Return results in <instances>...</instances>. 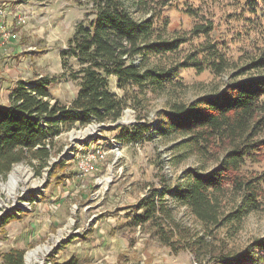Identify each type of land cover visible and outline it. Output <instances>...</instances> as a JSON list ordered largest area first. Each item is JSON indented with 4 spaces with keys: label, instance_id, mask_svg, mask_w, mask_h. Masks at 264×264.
<instances>
[{
    "label": "rangeland",
    "instance_id": "374dc122",
    "mask_svg": "<svg viewBox=\"0 0 264 264\" xmlns=\"http://www.w3.org/2000/svg\"><path fill=\"white\" fill-rule=\"evenodd\" d=\"M138 1L127 0L134 17L162 15L168 21L164 39H183L175 52L150 57L149 64L176 67L175 76L162 89L141 95V107L128 105L116 122L91 123L62 133L42 169L36 161L35 166L22 161L0 175V264L11 249L24 252L23 264L70 258L78 264H216L224 253L172 250L150 231L129 226L127 213L148 188L162 189L163 180L177 184L187 168L216 165L217 161L183 147L186 137L160 136L155 129L160 112L171 103L215 95L230 82L264 76V67H251L264 58V13L251 0H143L141 10ZM15 4L20 5L11 10L13 23L7 25L14 42L9 54L0 52V105L7 104L6 93L19 80L29 84L42 76L52 78L51 94L67 103L77 86L62 76L60 51L75 25L92 17V4L88 0H16ZM18 15H25L23 24L16 23ZM205 25H211L208 35H194L195 27ZM215 55L225 61L221 72L212 65ZM193 59L202 63V70L179 66ZM110 87L123 93L114 80ZM136 122L149 127L145 140L120 142L118 131ZM259 137L264 138V131ZM95 149L103 151L104 158L83 175L79 162ZM242 170L264 172V148L257 161L246 160ZM174 211L193 234L207 235L186 206L176 204ZM229 230L228 225L221 227L213 242L208 235L205 240L216 246L227 241L225 250L240 255L253 239L264 237V211L249 213L232 236Z\"/></svg>",
    "mask_w": 264,
    "mask_h": 264
},
{
    "label": "trees",
    "instance_id": "16d2710c",
    "mask_svg": "<svg viewBox=\"0 0 264 264\" xmlns=\"http://www.w3.org/2000/svg\"><path fill=\"white\" fill-rule=\"evenodd\" d=\"M251 1L264 13V0ZM88 2L92 17L75 25L60 51L62 76L76 83L75 96L67 103L60 101L51 94L52 78L42 76L29 84L19 80L7 93V104L0 105V175L22 161L32 166L36 161L42 169L62 133L91 123L116 122L128 105L141 107V95L162 89L175 76L176 67L149 64L151 56L175 52L183 41L164 39L166 17L153 13L137 19L127 0ZM145 4L140 0L137 6L141 10ZM210 30L211 25H205L193 32L208 35ZM215 58L214 70L221 72L225 61ZM201 64L193 59L179 66L202 70ZM251 67H264V58ZM111 80L121 95L111 89ZM263 97L264 76H258L230 82L215 95L171 103L167 111L162 110L155 128L160 136H184L183 147L217 163L210 169H185L173 186L163 180L162 189L148 188L127 213L128 225L150 231L172 250L188 249L196 255L224 252L216 264H264V237L253 239L240 255L225 250L227 241L211 245L219 228L228 225L232 236L249 213L264 211V172L242 170L246 160L257 161L264 148V138L259 137L264 131ZM148 131L145 123L136 122L122 127L116 137L122 143H139ZM176 204L190 210L211 242L205 240L207 235L193 234L177 220ZM23 256L22 250L11 249L2 255V264H23ZM231 257H235L233 262ZM50 264H78V260Z\"/></svg>",
    "mask_w": 264,
    "mask_h": 264
},
{
    "label": "built area",
    "instance_id": "2783aa9c",
    "mask_svg": "<svg viewBox=\"0 0 264 264\" xmlns=\"http://www.w3.org/2000/svg\"><path fill=\"white\" fill-rule=\"evenodd\" d=\"M3 14V10L0 8V15ZM25 22V15H18L16 23L23 24ZM10 27L7 25H0V52L6 47L11 36ZM104 158V152L99 149L92 150L86 157H83L79 162V169L83 175L90 173L94 168V163Z\"/></svg>",
    "mask_w": 264,
    "mask_h": 264
},
{
    "label": "crops",
    "instance_id": "0c3cea01",
    "mask_svg": "<svg viewBox=\"0 0 264 264\" xmlns=\"http://www.w3.org/2000/svg\"><path fill=\"white\" fill-rule=\"evenodd\" d=\"M15 2H16V0H0V7H2V10H3V14H1L0 15V25H3L2 23H4L5 25H10V24H12L13 23V16L11 15V13H12V9H15V8H17V7H19V5L21 4H19V5H16L15 4ZM2 5V6H1ZM6 13V14H5ZM12 18V19H11ZM12 20V21H11ZM12 22V23H11ZM15 38V36H14V34L11 36V38H10V40H9V42H8V44L6 45V47L1 51V54H5V55H7V54H9L8 52L10 51V49H11V46L10 45H12V43L14 42V39ZM0 54V55H1ZM16 84H14V86H15ZM14 86H12V88L14 87ZM11 88H9V90H10ZM8 90V91H9ZM8 91H7V93H8ZM6 93V94H7ZM64 261H66V260H64ZM63 261V262H64Z\"/></svg>",
    "mask_w": 264,
    "mask_h": 264
},
{
    "label": "bare ground",
    "instance_id": "6f19581e",
    "mask_svg": "<svg viewBox=\"0 0 264 264\" xmlns=\"http://www.w3.org/2000/svg\"><path fill=\"white\" fill-rule=\"evenodd\" d=\"M16 168H14V170H15Z\"/></svg>",
    "mask_w": 264,
    "mask_h": 264
}]
</instances>
